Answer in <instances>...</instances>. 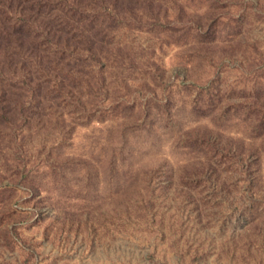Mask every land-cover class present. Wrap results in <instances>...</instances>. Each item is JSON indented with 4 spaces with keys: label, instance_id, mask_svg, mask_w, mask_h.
Here are the masks:
<instances>
[{
    "label": "rangeland",
    "instance_id": "1",
    "mask_svg": "<svg viewBox=\"0 0 264 264\" xmlns=\"http://www.w3.org/2000/svg\"><path fill=\"white\" fill-rule=\"evenodd\" d=\"M0 264H264V0H0Z\"/></svg>",
    "mask_w": 264,
    "mask_h": 264
}]
</instances>
